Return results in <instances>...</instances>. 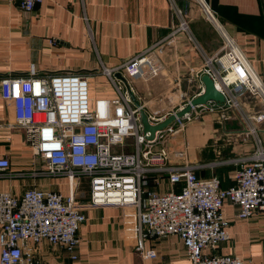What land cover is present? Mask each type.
Returning <instances> with one entry per match:
<instances>
[{
  "label": "built area",
  "instance_id": "obj_1",
  "mask_svg": "<svg viewBox=\"0 0 264 264\" xmlns=\"http://www.w3.org/2000/svg\"><path fill=\"white\" fill-rule=\"evenodd\" d=\"M8 1L17 3L26 13L45 2ZM188 1L199 6L204 19L216 27L218 18L206 0ZM169 2L178 21L169 41L184 31L195 44L185 12L176 0ZM217 30L223 39L222 51L213 57L205 55L204 64L191 74L196 79L208 76L224 101L192 106V101L204 93L203 88L175 111L163 116L147 115L151 126L176 116L154 137L144 131L142 107L133 106L135 90L130 82L140 79L149 83L162 76L160 46L131 57L114 70H104L117 91L107 111L92 110L89 78L82 73L0 80L1 97L13 104L16 126L23 131L34 155L45 163L44 168L30 175L67 178L70 184L67 197L35 187L21 196L0 192V264H40L36 247L45 242L61 247L76 261L80 231L87 221L85 210L105 206L134 210L139 248L149 236L175 235L187 251L188 264H251L216 252L230 239L228 222L222 214L226 203L237 208L239 219L264 215V146L258 131L264 124V82L234 39ZM180 84L175 81L173 86L180 90ZM251 97L261 102L258 111H248L246 100ZM189 105L190 111L177 117ZM218 112L227 119L239 115L257 145L251 157L231 160L240 169L233 177L235 186L227 189L217 177L197 176L198 166L187 160L186 142L180 150L168 148L172 138L183 137L186 127L202 115ZM128 140H132L131 153L127 151ZM10 166V158H0V178L8 175ZM84 179L89 184V202L80 203L77 197ZM152 181L182 188L179 192H157L149 189Z\"/></svg>",
  "mask_w": 264,
  "mask_h": 264
},
{
  "label": "crops",
  "instance_id": "obj_2",
  "mask_svg": "<svg viewBox=\"0 0 264 264\" xmlns=\"http://www.w3.org/2000/svg\"><path fill=\"white\" fill-rule=\"evenodd\" d=\"M206 1L218 23L239 45L264 82V0ZM176 3L189 19L196 45L184 32L169 41L178 24L169 0H45L28 13L17 3L0 0V80L82 73L89 78L92 110L107 111L117 98V91L104 70H114L157 45L162 50V76L149 83L137 79L130 84L135 90L133 106L142 107L146 115H166L205 89L203 76L196 79L191 73L204 64L205 55L215 56L224 45L219 31L204 19L199 6L188 0ZM175 81H181L180 90L173 86ZM251 98L246 100L248 111L261 109V102L258 99L251 102ZM185 130L183 137L169 141L168 148L180 150L186 142L187 160L198 166L199 178L217 177L224 189L235 186L233 177L240 165L232 164L231 160L251 157L257 146L239 115L227 119L220 112L204 114ZM258 131L264 146V124ZM127 144L130 146L132 142ZM128 146L127 151L133 152ZM4 157L10 158L11 166L8 175L0 178V192L21 196L35 187L56 191L64 197L69 195L67 178L30 175L37 168H44L45 163L34 155L23 131L16 126L13 104L2 99L0 84V158ZM80 184L77 201L89 202L88 180ZM181 188V185L171 187L166 181L161 185L152 181L149 187L164 193ZM236 213L235 206L224 205L222 214L228 222L230 239L216 253L264 264V215L257 213L250 219H239ZM85 215L78 259L73 261L61 247L45 242L36 247L40 264L189 262L183 243L175 235L149 236L143 248H139L132 208L90 207Z\"/></svg>",
  "mask_w": 264,
  "mask_h": 264
},
{
  "label": "water",
  "instance_id": "obj_3",
  "mask_svg": "<svg viewBox=\"0 0 264 264\" xmlns=\"http://www.w3.org/2000/svg\"><path fill=\"white\" fill-rule=\"evenodd\" d=\"M118 77L122 78L120 74H118ZM204 85H205V91L202 95H200L199 98H196L192 101V106L201 105L204 103H207L208 101H216V102H223L224 96L221 95L218 91H216L213 81L208 76L202 77ZM191 105L187 106L183 111L179 112L177 117H182L184 114L188 111H190ZM142 114V123L144 126L145 133L151 132L152 137H154V134L158 130H163L167 127V125L171 124L175 119L176 116L172 115L169 117L164 123L158 125V126H151L148 123L147 115Z\"/></svg>",
  "mask_w": 264,
  "mask_h": 264
},
{
  "label": "bare ground",
  "instance_id": "obj_4",
  "mask_svg": "<svg viewBox=\"0 0 264 264\" xmlns=\"http://www.w3.org/2000/svg\"><path fill=\"white\" fill-rule=\"evenodd\" d=\"M187 20H188V28L190 29V32H191V28H190V22H189V19L187 18ZM215 26L220 30V32L222 33V35L223 36H228V37H230L226 32H225V30H224V28L218 23V21L217 22H215ZM186 28V27H185ZM182 32H184V31H182ZM182 32H180V33H182ZM184 33H186V32H184ZM179 34V33H178ZM187 34V33H186ZM188 35V34H187ZM191 36H193L192 35V32H191V34H190ZM189 37V36H188ZM194 38V37H193ZM231 38V37H230ZM194 40H195V38H194ZM197 42H196V40H195V44H196ZM250 65H251V63H250ZM253 68V67H252ZM254 70V69H253ZM255 71V70H254ZM257 73V72H256ZM253 98V97H252ZM255 99V98H254ZM256 100V99H255Z\"/></svg>",
  "mask_w": 264,
  "mask_h": 264
},
{
  "label": "rangeland",
  "instance_id": "obj_5",
  "mask_svg": "<svg viewBox=\"0 0 264 264\" xmlns=\"http://www.w3.org/2000/svg\"><path fill=\"white\" fill-rule=\"evenodd\" d=\"M198 9H199V8H198ZM199 11H200V9H199ZM201 13H202V11H201ZM202 16H203V13H202ZM250 100H251V102H252V100H254V98H251ZM127 142H128V143H131L132 141H131V140H128ZM128 149H130L129 151H133L132 147H130V146H128ZM177 192H179V191H177Z\"/></svg>",
  "mask_w": 264,
  "mask_h": 264
}]
</instances>
